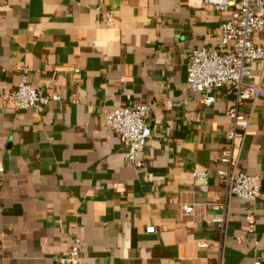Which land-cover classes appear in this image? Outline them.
Instances as JSON below:
<instances>
[{
  "label": "crops",
  "instance_id": "crops-1",
  "mask_svg": "<svg viewBox=\"0 0 264 264\" xmlns=\"http://www.w3.org/2000/svg\"><path fill=\"white\" fill-rule=\"evenodd\" d=\"M228 19L204 0H0V97L25 67L60 98L26 111L0 99V264H55L75 238L81 264H264V98L239 107L249 129L233 149L237 171L261 176L260 196L227 197L216 172L232 96L224 87L206 105L186 83L191 51L215 48ZM252 39L264 48V32ZM248 69L244 82L264 88V60ZM151 103L139 168L104 117ZM223 200L220 228L207 204Z\"/></svg>",
  "mask_w": 264,
  "mask_h": 264
},
{
  "label": "built area",
  "instance_id": "built-area-1",
  "mask_svg": "<svg viewBox=\"0 0 264 264\" xmlns=\"http://www.w3.org/2000/svg\"><path fill=\"white\" fill-rule=\"evenodd\" d=\"M211 2L216 9L229 8V19L217 29L216 47L194 48L186 65V83L190 91L201 93L206 105L217 100V92L227 87L232 100L226 109L231 127L225 133L226 148L220 161L228 165L225 170H217L218 177L226 189V196L255 201L260 196V175H247L235 168L233 149L236 140H243L249 129V118L239 110L245 102L264 98V88L257 84H246L244 79L250 75L248 66L264 60V48L256 44L252 36L264 32V0H204ZM107 26L116 22L112 12L103 13ZM26 68L21 69L17 86L1 95V101L13 111L38 110L50 102H58L57 94L43 93L32 87L26 80ZM154 103L119 106L109 110L104 117L105 125L116 134L122 142L125 160L142 167V153L149 144L150 128L148 118ZM195 178L206 179V172H193ZM217 213L211 219L222 228L227 220V201L207 204ZM196 204L182 206L184 215H192ZM246 230L254 232L252 215L244 217ZM153 227L146 229L152 233ZM198 248H206V241L196 242ZM81 241L78 238L66 254L57 256L55 264H81ZM255 264H260L259 261Z\"/></svg>",
  "mask_w": 264,
  "mask_h": 264
}]
</instances>
